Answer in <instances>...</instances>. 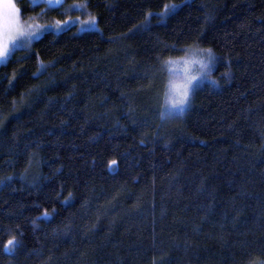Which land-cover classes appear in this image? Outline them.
I'll use <instances>...</instances> for the list:
<instances>
[{
  "label": "trees",
  "instance_id": "obj_1",
  "mask_svg": "<svg viewBox=\"0 0 264 264\" xmlns=\"http://www.w3.org/2000/svg\"><path fill=\"white\" fill-rule=\"evenodd\" d=\"M74 3L97 31L0 67V264H264V0ZM191 47L218 63L170 117L166 66Z\"/></svg>",
  "mask_w": 264,
  "mask_h": 264
},
{
  "label": "rangeland",
  "instance_id": "obj_2",
  "mask_svg": "<svg viewBox=\"0 0 264 264\" xmlns=\"http://www.w3.org/2000/svg\"><path fill=\"white\" fill-rule=\"evenodd\" d=\"M31 6H37L39 4H45L48 7H62L64 13L68 15L67 20L63 23H38L37 21H24L21 17L18 0H0V15H2L6 9L5 4L11 2L15 4L19 9L18 22L19 25L28 32H31L32 39H26L24 36H17L16 40L8 43V53L6 62L0 63V67L7 63L13 52L25 48H29L34 42L41 39L46 33H61L68 28H76L77 33L81 34L85 31H97L98 23L97 19L90 15V13L78 3L64 5L66 0H27ZM168 10V9H167ZM166 10V11H167ZM165 11V12H166ZM164 12V13H165ZM170 14V13H169ZM161 16V15H160ZM168 14L164 17L166 18ZM212 59L208 58V50L200 47H191L188 49L183 57L171 60L168 62L167 78L165 83L164 95L161 98L162 112L170 117L183 115L190 106L193 93L199 89L202 85L212 82L211 75L216 69L218 58L211 52ZM196 77L192 80L193 87L190 90L187 103L183 106L181 111L179 107H173L171 101L179 99V94L183 90V86L188 81V78Z\"/></svg>",
  "mask_w": 264,
  "mask_h": 264
},
{
  "label": "snow or ice",
  "instance_id": "obj_3",
  "mask_svg": "<svg viewBox=\"0 0 264 264\" xmlns=\"http://www.w3.org/2000/svg\"><path fill=\"white\" fill-rule=\"evenodd\" d=\"M167 7V6H165ZM176 6L173 5V8ZM6 11L0 15V63L6 62L8 53V43L16 40L17 36H24L26 39L34 38L31 32L25 31L18 22L19 9L16 8L15 4L8 2L5 4ZM208 58L212 59L211 50H208ZM196 77L190 76L188 81L183 86V90L179 94V99H174L171 101L173 107H179L183 110V106L187 103L189 93L192 85V80ZM115 163V162H113ZM15 237L8 240L5 248L7 249L9 245L14 246Z\"/></svg>",
  "mask_w": 264,
  "mask_h": 264
}]
</instances>
